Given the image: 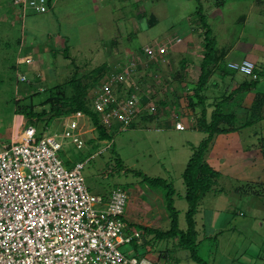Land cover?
<instances>
[{"label":"rangeland","instance_id":"rangeland-1","mask_svg":"<svg viewBox=\"0 0 264 264\" xmlns=\"http://www.w3.org/2000/svg\"><path fill=\"white\" fill-rule=\"evenodd\" d=\"M21 7L15 0H0L1 141L10 143L20 124L29 123L16 114L17 100L37 111L50 109L42 100L56 88L72 94L66 83L74 74L90 83L94 70L107 64L109 71L94 87L100 88L128 69V85L118 84L115 97L123 101L136 96L143 105L128 129L121 130V122H114L107 127L112 140L99 142L91 118L80 112L45 118L37 125L38 138L56 132L61 136L59 158L68 169L84 163L82 172L92 193L125 189L129 224L164 231L171 227L165 189L145 184L136 172L172 184L180 228L186 230L189 203L184 173L195 148L207 137L198 128L203 107L194 94L206 54L205 28L196 12L203 9L216 40V55L224 54L217 68L212 58L208 69L215 72L208 90L202 92L211 120L216 104L251 77L239 70L243 60L264 69V0H53L43 14L24 13ZM152 16L158 21L154 27L149 26ZM26 57L33 61L23 63ZM226 69L236 73L225 75ZM22 75L27 81L19 79ZM257 88L228 101V109L241 123L256 95L264 93V78ZM190 97L197 102L195 110L189 106ZM154 116L163 121H143ZM176 121L186 130H176ZM72 122H77L82 149L72 138L63 137ZM205 158L220 176L200 200L195 216L198 239L207 238L201 245L202 257L209 264H264V120L242 131L215 135ZM218 233L216 244L211 243ZM177 243L171 239L158 243L145 257L154 264H195ZM122 250L139 258L132 244Z\"/></svg>","mask_w":264,"mask_h":264},{"label":"built area","instance_id":"built-area-1","mask_svg":"<svg viewBox=\"0 0 264 264\" xmlns=\"http://www.w3.org/2000/svg\"><path fill=\"white\" fill-rule=\"evenodd\" d=\"M15 4L24 13L50 10L48 0ZM32 61L26 57L23 63ZM255 68L250 60L239 65L248 75H254ZM126 70L94 88L93 109L106 128L120 121L121 130L128 129L143 109L136 96L123 101L115 97L118 84L128 85ZM19 79L27 81L24 75ZM175 128L186 130L180 121ZM18 130L10 143L0 139V264H154L122 250L142 237V231L125 220L129 205L125 189L92 193L82 172L84 163L68 169L59 158L63 144L57 132L38 138V128L23 122ZM63 137L85 147L77 122L67 125Z\"/></svg>","mask_w":264,"mask_h":264},{"label":"trees","instance_id":"trees-1","mask_svg":"<svg viewBox=\"0 0 264 264\" xmlns=\"http://www.w3.org/2000/svg\"><path fill=\"white\" fill-rule=\"evenodd\" d=\"M52 2L53 0H48L49 6L52 5ZM196 13L202 26L205 28L206 54L202 63L201 74L197 86L194 89V94L199 100L198 104L203 107L202 116L197 118L198 128L207 134V137L204 138L199 146L195 148L184 173V180L187 186L185 198L189 203V210L186 213L188 228L186 230L180 228L179 213L174 206V195L176 191L172 184H168L167 181L162 178H150L140 172H136V174L143 178L145 184L150 185L153 188L163 187L165 189L167 207L171 217V227L167 231L135 223H130V227L142 231V237L132 242V251L140 258L148 255V248L151 250L156 244L171 239L178 241L177 248L187 251L190 259L195 264H209L206 258L202 257L201 251L202 244L206 242L205 240H207V238L201 241L198 239L199 233L196 230L195 216L199 211L200 200L213 189L215 184H217L216 179L220 176V173L209 162H207L205 157L215 135L238 132L245 128L253 127L264 120V93H258L256 95L253 105L246 109L248 115L242 123L240 122V119H238L237 114L228 109V101L235 94L250 93L257 89L260 80L264 78V69H260L259 66H256L254 71L255 76L249 75L251 76L249 77V80H243V82L238 84V87L229 96H225L221 99L216 104V110L211 116L212 119L208 120L207 107L205 106V98L202 92L208 90L210 78L215 72V69H208L209 65L215 61L214 68H217L216 66L217 64L220 65L219 62L223 59L224 54L219 57L216 55V40L212 37L211 27L205 21L203 9H198ZM157 23V18L152 16L149 21V26L154 27ZM213 57L215 59L214 61L212 60ZM108 71L109 67L107 64L95 69L93 72L94 76L90 83L84 82V77H79V73L74 74L66 83V85L72 89V94L69 95L68 91L56 88L57 91L52 89L49 97L42 100L43 104L46 103L50 105V109L45 107L42 111H37L32 104L29 106L21 103L20 100H17L15 112L16 114L24 115L29 122L28 124H32L36 127L39 122L45 120V118L50 121L54 116H68L81 112L91 118L92 123L99 133V142L105 140L111 141L112 134L102 124L99 114L93 109L92 102L89 99L90 90L99 84L100 80L105 77ZM235 73L236 72L232 69L225 70V75L234 76ZM40 94L41 93H37L38 96ZM162 104L166 105L167 103L162 102ZM189 106L191 109L195 110L197 108V102L195 103L192 98ZM153 118L154 117H144L143 119ZM118 164V167L121 168V161ZM219 234L220 233L210 238L212 240L211 243L216 244ZM261 259L264 261V255Z\"/></svg>","mask_w":264,"mask_h":264},{"label":"crops","instance_id":"crops-1","mask_svg":"<svg viewBox=\"0 0 264 264\" xmlns=\"http://www.w3.org/2000/svg\"><path fill=\"white\" fill-rule=\"evenodd\" d=\"M48 12H49V11H48ZM34 13H36V12H34ZM37 14H39V13H37ZM256 64H257V63H256ZM257 66H259V65L257 64ZM236 87H237V86H236ZM236 87H235V88H236ZM257 90H260V88H257L256 91H257ZM253 92H254V91H252V93H253ZM250 93H251V92H250ZM250 93H249V94H250ZM249 94H247V95H249ZM157 117H158V116H154V118H153L154 122H158V123H160L161 121H163V119H160V118L158 119ZM147 120L152 121V119H143V121H145V122H146ZM152 122H153V121H152ZM168 122H169V121H168ZM176 122H177V121H176ZM171 123H173V121H171ZM176 130H177V129H176ZM178 131H180V130H178ZM241 131H242V130H241ZM105 141H107V140H105Z\"/></svg>","mask_w":264,"mask_h":264}]
</instances>
